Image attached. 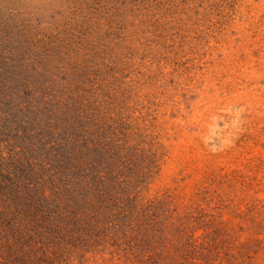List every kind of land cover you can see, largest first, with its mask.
<instances>
[{"label":"rangeland","instance_id":"rangeland-1","mask_svg":"<svg viewBox=\"0 0 264 264\" xmlns=\"http://www.w3.org/2000/svg\"><path fill=\"white\" fill-rule=\"evenodd\" d=\"M0 264H264V0H0Z\"/></svg>","mask_w":264,"mask_h":264}]
</instances>
